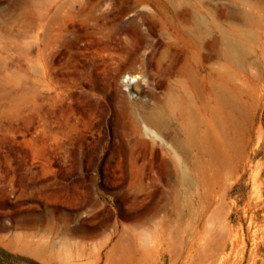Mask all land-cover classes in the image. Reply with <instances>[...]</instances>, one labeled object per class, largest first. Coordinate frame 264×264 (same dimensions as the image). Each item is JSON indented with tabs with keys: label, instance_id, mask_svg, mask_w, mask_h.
I'll list each match as a JSON object with an SVG mask.
<instances>
[{
	"label": "rangeland",
	"instance_id": "obj_1",
	"mask_svg": "<svg viewBox=\"0 0 264 264\" xmlns=\"http://www.w3.org/2000/svg\"><path fill=\"white\" fill-rule=\"evenodd\" d=\"M0 264H264V0H0Z\"/></svg>",
	"mask_w": 264,
	"mask_h": 264
},
{
	"label": "bare ground",
	"instance_id": "obj_2",
	"mask_svg": "<svg viewBox=\"0 0 264 264\" xmlns=\"http://www.w3.org/2000/svg\"><path fill=\"white\" fill-rule=\"evenodd\" d=\"M148 35H150V34H148ZM113 60L115 61L116 60V57H113ZM140 75H130L129 74V77H128V81H131L132 79H139L140 77H139ZM126 77V76H125ZM162 118H163V113L162 112H157L155 115H154V121L156 122V123H160L161 121H162ZM108 123H110V120H108ZM159 125V124H158ZM145 133H146V135H148V136H150L151 137V139H153V140H155V137H154V135L153 134H155L151 129H150V127L148 128H146V130H145ZM150 133H152V135H153V137L151 136V134Z\"/></svg>",
	"mask_w": 264,
	"mask_h": 264
}]
</instances>
